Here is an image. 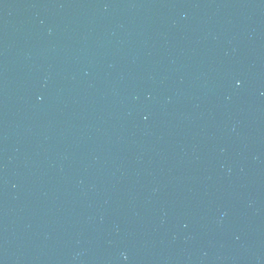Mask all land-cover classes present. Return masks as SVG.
I'll list each match as a JSON object with an SVG mask.
<instances>
[{
	"label": "water",
	"instance_id": "1",
	"mask_svg": "<svg viewBox=\"0 0 264 264\" xmlns=\"http://www.w3.org/2000/svg\"><path fill=\"white\" fill-rule=\"evenodd\" d=\"M0 264H264V0H0Z\"/></svg>",
	"mask_w": 264,
	"mask_h": 264
}]
</instances>
